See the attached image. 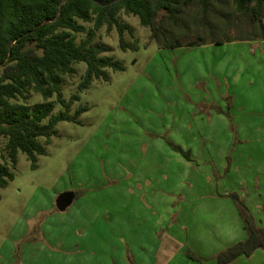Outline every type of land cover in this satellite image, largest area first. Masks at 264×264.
Here are the masks:
<instances>
[{"label":"rangeland","instance_id":"rangeland-1","mask_svg":"<svg viewBox=\"0 0 264 264\" xmlns=\"http://www.w3.org/2000/svg\"><path fill=\"white\" fill-rule=\"evenodd\" d=\"M120 16L137 48L105 27L95 43L124 68L80 90L87 64L77 62L62 93L79 96L71 115L87 109L40 138L35 162L18 151L0 187V264H216L248 236L245 217L264 232V44L162 48L138 16ZM65 191L75 199L59 211ZM228 264H264V248Z\"/></svg>","mask_w":264,"mask_h":264},{"label":"trees","instance_id":"trees-1","mask_svg":"<svg viewBox=\"0 0 264 264\" xmlns=\"http://www.w3.org/2000/svg\"><path fill=\"white\" fill-rule=\"evenodd\" d=\"M122 11L138 16L162 48L264 38V0H0V136H7L0 187L14 178L18 151L35 162L37 154L45 153V143L58 133L57 123L77 121L87 109L80 106L71 115L79 96L67 100L62 93L77 62L87 64L80 90L94 78L108 79L106 68H124L108 54L109 45L95 43L97 32L105 27L118 31L122 49L137 48L124 37L134 31L120 16ZM35 94L43 101L30 102ZM56 103L63 110L53 114ZM173 148L189 158L188 152ZM245 221L248 236L222 250L216 264L264 248V232L255 231L247 217Z\"/></svg>","mask_w":264,"mask_h":264},{"label":"water","instance_id":"water-1","mask_svg":"<svg viewBox=\"0 0 264 264\" xmlns=\"http://www.w3.org/2000/svg\"><path fill=\"white\" fill-rule=\"evenodd\" d=\"M75 193L73 191H65L58 195L56 199V207L59 211H65L74 201Z\"/></svg>","mask_w":264,"mask_h":264},{"label":"crops","instance_id":"crops-1","mask_svg":"<svg viewBox=\"0 0 264 264\" xmlns=\"http://www.w3.org/2000/svg\"><path fill=\"white\" fill-rule=\"evenodd\" d=\"M239 42H247V43L249 42V43H253V44L254 43L264 44V40H262V41L261 40L260 41L244 40V41H239ZM209 44H215V43H209ZM221 44H224V43H221ZM202 45H208V44H202ZM216 45H219V44H216ZM196 46H201V45H196ZM185 47H193V46H185ZM179 145L183 151H185L187 149V147H185L184 144H179ZM188 154H189L188 159H191L192 158L191 155L193 154V148L191 146H189ZM172 155L179 157V154L174 152V151L172 152Z\"/></svg>","mask_w":264,"mask_h":264}]
</instances>
